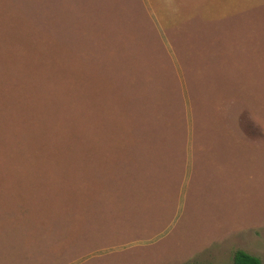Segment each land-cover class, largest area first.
Returning <instances> with one entry per match:
<instances>
[{
	"label": "rangeland",
	"instance_id": "obj_1",
	"mask_svg": "<svg viewBox=\"0 0 264 264\" xmlns=\"http://www.w3.org/2000/svg\"><path fill=\"white\" fill-rule=\"evenodd\" d=\"M264 264V0H0V264Z\"/></svg>",
	"mask_w": 264,
	"mask_h": 264
},
{
	"label": "trees",
	"instance_id": "obj_2",
	"mask_svg": "<svg viewBox=\"0 0 264 264\" xmlns=\"http://www.w3.org/2000/svg\"><path fill=\"white\" fill-rule=\"evenodd\" d=\"M233 264H262L260 259L243 250H236L232 257Z\"/></svg>",
	"mask_w": 264,
	"mask_h": 264
}]
</instances>
